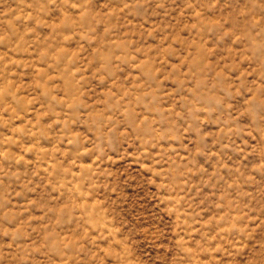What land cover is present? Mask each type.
Listing matches in <instances>:
<instances>
[{
  "label": "rangeland",
  "instance_id": "1",
  "mask_svg": "<svg viewBox=\"0 0 264 264\" xmlns=\"http://www.w3.org/2000/svg\"><path fill=\"white\" fill-rule=\"evenodd\" d=\"M0 264H264V0H0Z\"/></svg>",
  "mask_w": 264,
  "mask_h": 264
}]
</instances>
